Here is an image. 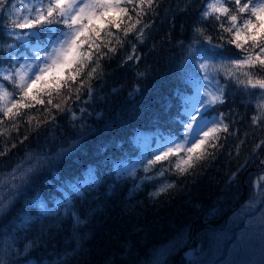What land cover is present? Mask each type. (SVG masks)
<instances>
[{"label": "trees", "instance_id": "16d2710c", "mask_svg": "<svg viewBox=\"0 0 264 264\" xmlns=\"http://www.w3.org/2000/svg\"><path fill=\"white\" fill-rule=\"evenodd\" d=\"M13 2L14 17L21 22L28 13L24 7L27 0ZM205 3L206 0H155V11L145 5L149 14L140 17V24L134 23L140 9L137 7L134 13L129 6V16L123 17L121 30L112 29L111 47L116 51L103 49L108 55L89 64L79 78L84 82L82 97L89 87L94 89L91 102L83 104L93 111L91 118L95 121L98 112L107 113L103 123H73L68 109L78 103L75 93L71 100L63 102L62 97L69 94L67 88L61 97L53 99L54 104L61 103L59 111L52 110L54 121L39 106L24 110L15 120L0 113V120L4 121L0 124V152L8 150L0 156V179L6 181L7 174L21 162L27 165L29 154L66 150L61 159L37 173L25 194L0 214V236L6 237L4 242L20 253L10 254L9 264H257L256 257H244L240 252L232 256L240 245L234 241L247 233L249 226L245 225L242 233L239 225L229 226V210L234 208L233 201L244 184L248 188L246 181L253 186L264 174V169H260L264 164V96L256 89L225 80L221 73L220 83L226 85L223 103L209 109L207 116L211 120L224 113L223 123L229 129V105L236 104L243 144L240 150L229 141V131L220 132L218 145L223 147L210 148L212 155L203 165H196L179 179L167 174L161 178L175 183L174 188L160 192L165 184L144 180L141 161L181 131L177 111L182 116L185 108L191 110L197 102L198 94L203 97L197 82L198 77L204 76L200 65L211 62L206 59L209 53L205 46L195 42L194 29L202 27L206 34L216 36L214 21H199ZM130 22L132 27L128 26ZM0 23L11 26L7 19ZM141 28L143 43L136 39ZM102 37L107 44L106 34ZM118 39L121 43L116 42ZM12 42L0 34V56L7 54L6 46ZM133 45L135 59L129 61ZM227 50L230 55L241 54L231 45ZM92 67H96V72L88 79ZM258 67L250 70L254 81L264 79V69ZM238 75L241 80L247 79ZM4 83L15 98L18 89L14 91L8 82ZM137 90L141 101L129 98L130 91ZM123 110L125 113H120ZM253 117L257 118L255 122ZM259 144L262 146L257 150ZM251 150L254 154H249ZM136 157L140 162L135 171L131 163ZM161 167L157 163L147 175L154 176ZM89 168L98 173L96 178L101 182L90 194L73 201V210L82 221L76 226L66 215L67 209L60 206L64 195L61 185L86 176ZM133 172L135 180L129 176ZM250 188L255 190L254 186ZM153 192L158 193L155 198ZM29 201H42L52 214L40 216L38 209L28 206ZM25 216L31 220L21 224ZM187 246H200L194 261L179 257Z\"/></svg>", "mask_w": 264, "mask_h": 264}, {"label": "snow or ice", "instance_id": "6c2138e0", "mask_svg": "<svg viewBox=\"0 0 264 264\" xmlns=\"http://www.w3.org/2000/svg\"><path fill=\"white\" fill-rule=\"evenodd\" d=\"M154 3L155 0H36L33 4L32 0H27L24 7L28 9V16L17 22L12 11L16 8L13 0H0V21L7 19L11 25L0 23V34L13 40L6 46L7 54L0 56V113L9 120H15L24 110L39 106L48 113L50 120L54 121L52 110L59 111L61 103L54 104L53 99L61 97L65 88L69 94L62 97L64 103L72 99L73 93L80 104L88 102L93 93L91 87L86 90L83 97L80 95L84 82L79 78L84 76L85 68L89 64L98 63L99 59L108 55L103 49L116 51L111 47L112 29L121 30L123 17L129 16V6H132L134 13L137 7L140 9L134 21L135 24H140V17L149 14L145 10V5L148 10L155 11ZM209 20L215 22L212 25L216 31L215 38L211 34H206L205 28L194 29L195 42L205 46V51L209 53L206 59L211 62L209 65L203 62L200 65L204 70V76L198 77L197 82L204 90L203 98L198 94L197 102L192 104L191 110L185 108L182 116L177 111V116L180 117L177 126L181 131L147 160L141 161L143 171L146 173L145 181L157 180L165 184V187L159 189L160 192L176 186L175 183L161 179L165 178L166 174L176 175L179 179L187 175L198 161L212 155L209 152L210 148L223 147L218 145L221 138L219 133L229 131L228 125L223 123L224 113H220L212 120L206 118L210 115L209 109H213L217 103H223L226 85L220 83L221 73L225 80L243 85L245 89L249 85L252 88L264 89V79L258 78L254 81V74L250 71L257 66L264 69V0H206L199 13V21L203 23ZM128 26L132 27L131 22ZM102 33H106L108 37L107 44L104 43ZM127 34L125 30L124 35ZM143 35L144 31L141 28L136 37L140 43H143L141 39ZM116 42L121 43L119 39ZM228 45L238 49L241 54L230 55ZM135 53L136 47L133 45L127 59L134 60ZM95 72L96 67H92L87 73L88 79H91ZM238 74L247 79L241 80ZM5 81L14 91L18 89L15 91V98ZM210 87L215 89L214 93L208 91ZM261 96H264V92ZM79 111L81 116L76 117L75 112L69 109L74 120L83 119L87 109L79 108ZM256 119L253 117V122ZM3 123L4 121L0 120V124ZM27 139L25 135L24 140ZM20 142L23 143V140ZM11 146L16 147L15 143ZM7 151L5 149L0 152V156L6 155ZM65 151L61 149L57 153L42 152L34 156L29 154L27 165L21 162L7 174L6 181L0 179V214L6 212L13 201L25 194L26 188L30 186L37 173L61 159ZM157 163H161L162 167L156 170L154 176L147 175ZM97 175V172L89 168L86 176L73 178L61 185L64 195L60 206L67 209L66 215L76 226L82 221L79 214L73 210V201L96 189L101 182L96 178ZM129 176L133 180L136 179L134 172ZM260 181H264V176L259 177L257 181L258 190L250 201L249 211L255 214V205H261L259 240L264 249V184ZM151 195L155 198L158 193L153 192ZM28 206L38 209L40 216L52 214L42 201H29ZM30 220L31 217L25 216L21 224ZM246 232L248 242H251L254 235L251 227L246 229ZM241 239L243 240L244 236ZM5 240L6 237L0 236L2 253L0 264H9L7 257L10 254L20 255L19 252H14L12 245L6 244ZM156 264L160 262L157 261ZM261 264H264V260Z\"/></svg>", "mask_w": 264, "mask_h": 264}, {"label": "rangeland", "instance_id": "374dc122", "mask_svg": "<svg viewBox=\"0 0 264 264\" xmlns=\"http://www.w3.org/2000/svg\"><path fill=\"white\" fill-rule=\"evenodd\" d=\"M27 16H28V13H27L26 17ZM105 34L106 33H102V36L105 35ZM236 55H238V54L236 53ZM205 64H207V62H205ZM258 69H261V67H258ZM255 73L258 74V72H255ZM139 76L141 77V74ZM143 77H144V75L142 74V78ZM255 89L260 93V95H261L262 92H264V89H260L259 87L252 88V90H255ZM208 91L210 93H214L215 92V89L212 88V87H210L208 89ZM113 92L115 93L116 90H114ZM130 92L131 93L129 94V98L131 100L134 99V98H135V100H137V98H140V101H141V96L139 95L140 94L139 93L140 92L139 90H137L136 92H133V91H130ZM215 94H217V93H215ZM136 95H139V97H136ZM88 101L91 102V99L88 100ZM77 103H78V105H74V107L72 108V110H73V112H75V115H77V117H80L81 116L80 111H76L75 108H85V109H88V107L86 105H84V104H80L78 101H77ZM136 103H138V102H136ZM229 104H230V102H229ZM236 112H237L236 111V104L229 105V141L232 142V144H235V146L237 147V149L240 150L243 147V144H242L241 138H240L241 137V131H240V128H239V126L237 124V122H239V120L237 119ZM100 113H102V112H100ZM120 113H125V112L123 110V111H120ZM97 114L98 115L95 116V118H96L97 121H95L94 118H90L89 120H87L86 113L84 114V118L83 119H76V120H74L73 117H72V113L69 112L71 121L73 123H76V124L78 123L81 126H83L85 124H89L91 121H94L96 124H99V122H102L103 123L104 120H105V118H106L107 113H105V115H102V114H99V112H98ZM143 115H144V112L140 116L143 117ZM150 118L151 117H148V119H150ZM197 119H199V117H197ZM73 133H74V136H72V137H73V140H75L76 139L77 130L75 129L73 131ZM80 134H83V133H80ZM236 140H238L239 143L236 144V142H237ZM261 146H262V144H259L257 150ZM209 152H210V150H209ZM251 153H252V150H251V152L249 154H251ZM252 154H254V153H252ZM208 157L209 156H206V158H208ZM248 157H250V156L248 155ZM206 158L198 161L196 163V165H198V164L203 165L205 163ZM139 162H140L139 158L136 157V158H134L133 162L131 163V164H133L132 167L133 168L135 167V171L137 170V168L139 166L138 165ZM155 166H157V164H155ZM206 166H208V163L206 164ZM203 170H205V168ZM257 179H258V175H257L256 179H254V181L257 180ZM229 182H231V181L229 180ZM246 183L249 185L248 188H247V185H244L242 191L239 193V195L237 196V198L233 201L234 208L232 209V211H234L236 209L235 207H237L239 205L237 212L235 213V212H230L229 211V226L232 227V226L239 225V224H241L243 226V222H242L243 221V218L248 217L247 220L244 221L245 224H246V226L255 227V229H258V231L257 230H254V232H253L254 235H253V238L251 240V241H254L253 244L255 245V247L254 248H251V250H246L244 247L241 249L240 248L241 245H238L236 247V250L237 251L234 252L232 254V256H236L237 253L240 252V255L241 256H244V257H250V256L256 257L254 259V260L258 261L256 263L257 264H261V261L264 260V249H262V245H261V242L259 240V217H260L261 207H260L259 204L255 205V208H256L255 214H253L252 212L249 211L250 201L252 200L253 195H254V193L256 191L255 190L252 191V189L250 188V186L251 187L254 186V185L252 186V182L251 181L248 180V182L246 181ZM245 191H246V194L244 193ZM250 195H252V196H250ZM247 237H248V233L244 236V239H243L245 243H249ZM194 254H193V256H194ZM243 264H245V263H243Z\"/></svg>", "mask_w": 264, "mask_h": 264}, {"label": "bare ground", "instance_id": "6f19581e", "mask_svg": "<svg viewBox=\"0 0 264 264\" xmlns=\"http://www.w3.org/2000/svg\"><path fill=\"white\" fill-rule=\"evenodd\" d=\"M260 169H264V164H262L261 163V167H260ZM244 183H245V180L243 181ZM244 185H246V184H244ZM239 206V205H238ZM238 206L237 207H235L236 209L234 210V211H232V209H230L229 211L230 212H237V210H238ZM244 225H246V224H244ZM238 229H239V232H244V227H241V226H238ZM254 230H255V227H252V233L254 232ZM247 233H243L242 234V236H245ZM241 236V237H242ZM241 237L239 238V239H236V241H234L235 242V244H240V245H242L246 250H251V248H252V246L254 245L253 243H254V241H251V242H249V243H245L244 242V240H242L241 239ZM231 258V255H230V253H229V259Z\"/></svg>", "mask_w": 264, "mask_h": 264}, {"label": "water", "instance_id": "95a60500", "mask_svg": "<svg viewBox=\"0 0 264 264\" xmlns=\"http://www.w3.org/2000/svg\"><path fill=\"white\" fill-rule=\"evenodd\" d=\"M140 58H141V56L139 55L138 56V58L136 59V64L139 62V60H140ZM93 89V88H92ZM93 92H94V89H93ZM93 94V93H92ZM74 107V105H72L69 109H72ZM69 111V110H68ZM71 113V112H70ZM76 117H77V115H76ZM76 120V119H75ZM192 253H193V251H185L184 253H183V256L185 257V258H187V259H191V255H192Z\"/></svg>", "mask_w": 264, "mask_h": 264}, {"label": "flooded vegetation", "instance_id": "af4514ba", "mask_svg": "<svg viewBox=\"0 0 264 264\" xmlns=\"http://www.w3.org/2000/svg\"><path fill=\"white\" fill-rule=\"evenodd\" d=\"M89 102V101H88ZM87 103V102H86ZM76 111H79V108H75ZM90 114V115H89ZM93 114V111L90 109H87V112H86V117H87V120H89L91 118V115Z\"/></svg>", "mask_w": 264, "mask_h": 264}]
</instances>
